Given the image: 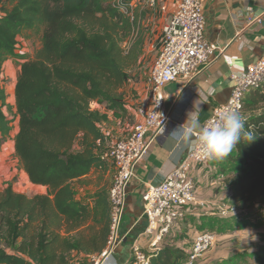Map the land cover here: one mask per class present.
I'll return each instance as SVG.
<instances>
[{"label":"trees","instance_id":"obj_1","mask_svg":"<svg viewBox=\"0 0 264 264\" xmlns=\"http://www.w3.org/2000/svg\"><path fill=\"white\" fill-rule=\"evenodd\" d=\"M0 9V71L9 59L24 60L14 89V156L29 182L46 188L31 197L10 184L0 190V264H71L73 255L99 254L109 233L108 192L94 195L91 206L75 199L71 185L104 162L100 114L92 106L123 110L122 90L143 38L109 0H0ZM33 30L41 31L40 47L20 54L17 38ZM252 92L242 117L254 139L229 155L238 171L231 200L264 206V83ZM5 105L0 92V143L13 121ZM186 256L165 247L151 264H179ZM252 257L264 264V248Z\"/></svg>","mask_w":264,"mask_h":264},{"label":"crops","instance_id":"obj_2","mask_svg":"<svg viewBox=\"0 0 264 264\" xmlns=\"http://www.w3.org/2000/svg\"><path fill=\"white\" fill-rule=\"evenodd\" d=\"M200 2L205 19L204 35L206 40L214 46L216 53L207 66L194 70L190 77L180 78L163 89L162 111L167 114L169 121L160 133L150 131L145 136V140H152V143L147 155L136 167L134 177L127 189L125 213L121 225V234L125 237V241L114 255L118 264L129 262L131 249L134 246L139 247L146 254L151 253L149 248L151 237L145 232L146 221L142 210V196L149 186H156L164 181L165 177L182 161L192 145L177 146L171 133L185 123L187 113L193 110L197 103L200 109L199 119L202 124H205L212 110L227 102L231 89L235 85L232 76L245 71L264 53V0H200ZM150 3L146 7L133 5L130 19L135 21L136 28L133 32L136 35L139 32L143 43L146 41L148 44V51L157 52L158 55L162 27L174 8V0H155V2L153 0ZM17 40L22 47L19 53L30 55L31 51L24 42H21L23 39L18 37ZM23 62L22 59H9L2 65L0 71V92L5 96L6 104L2 112L9 119H13L10 123L9 136L0 143V170H2L0 179L3 182L7 181L4 178L7 173L3 169L5 165L3 159L7 151L13 154L14 162L17 163L14 156V138L18 132V119L14 117V89L16 75ZM208 84L215 89L211 95L204 91ZM135 91V99L124 103L123 110L116 114L105 105L93 104L92 108L100 114L97 126L105 138L102 155L104 162L86 176L72 182L77 201L92 206L94 195L102 190L108 192L114 167L105 154L115 141L125 137L140 121L136 110L148 102L146 84L136 87ZM254 97L255 92H248L244 97V104L251 103ZM7 107L10 110H7ZM243 115L245 114L242 113ZM229 155L210 159L190 172L196 188L195 200L190 204L183 218L158 242V250L152 259H155L158 251L165 247L181 249L186 256L192 248L195 236L201 231L214 233L218 242L227 238L232 240L237 233L253 230L258 234L255 240L258 244H255L256 248L250 251L249 257H252L258 248H264V242H262L264 241V217L251 209H242L240 204L243 202L231 200V190L236 183L238 171L234 169V163ZM9 176L13 181L17 176L16 181L10 185L18 194L28 197L46 194L45 187L31 184L21 170L13 169L9 172ZM6 186L7 184H4V187ZM257 206L264 208L260 204ZM244 253L238 254L244 257L246 255ZM93 256L73 255L71 264H91ZM196 261L193 264L197 263Z\"/></svg>","mask_w":264,"mask_h":264},{"label":"built area","instance_id":"obj_3","mask_svg":"<svg viewBox=\"0 0 264 264\" xmlns=\"http://www.w3.org/2000/svg\"><path fill=\"white\" fill-rule=\"evenodd\" d=\"M110 5L132 17L133 3L125 0H109ZM153 2V0H150ZM3 13L0 9V19ZM205 19L200 0H174V8L162 27L160 50L147 80L148 102L136 112L140 121L123 138L110 147L105 157L114 167V174L108 190L110 204L109 233L103 250L91 257V264H118L114 259L116 250L123 244L121 234L125 213L127 189L134 177L136 167L147 155L152 140L146 141L150 131L160 133L169 121L163 107V89L180 78H188L194 70L205 67L216 53V49L205 38ZM235 82L227 102L215 107L206 125L216 122L223 111L242 113L245 95L264 83V53L262 57L240 74L233 75ZM192 144L182 161L170 172L164 181L149 186L142 196V210L146 221L145 232L151 237L146 254L137 246L131 249L126 264H151L158 242L183 218L190 204L195 200V183L190 172L207 163ZM216 243V235L209 231L199 232L193 241L186 259L180 264H193Z\"/></svg>","mask_w":264,"mask_h":264},{"label":"rangeland","instance_id":"obj_4","mask_svg":"<svg viewBox=\"0 0 264 264\" xmlns=\"http://www.w3.org/2000/svg\"><path fill=\"white\" fill-rule=\"evenodd\" d=\"M149 4H151L149 0H133L134 7L135 5H138L139 7H146ZM135 28L136 27H134V29ZM135 35L136 34L134 32V37ZM40 36L41 31L39 30L24 31L22 35H20L19 38L23 39V41L21 42H24L26 44V47L31 51L30 55H33L34 52L40 47ZM121 48L125 51L128 49V46L126 43H123L121 45ZM148 49V44L145 41V43H142V46L138 50L139 55L137 63L129 70V74L131 75L129 82L124 86L122 90L124 103H129L135 99L136 87H139L142 84L147 85L149 73L157 56V52L151 53L148 51ZM7 110H10V108ZM4 160L5 165L3 169L7 173L6 177L4 178L7 179V181L3 182L0 179V190H3L5 188L4 184L8 185L16 181L17 176L14 178V181L13 179H10L9 172H11V170H21L18 166V162H14L13 154L10 151H7V155L6 157H4L3 161ZM1 171L2 170H0V172ZM257 204L259 203L255 202L252 205L241 203L240 207L245 210L251 209L264 217V208L257 206ZM257 238L258 234L254 233L253 230H247L245 233H237L236 236H233L232 240H230V238H227L222 241L216 242L205 254L198 258L199 260H195L197 262L195 264H254L253 258L249 257V253L250 251H253L254 248H256L255 244L258 243L255 242V240ZM261 241L259 243H261ZM239 252H245L244 254L246 255L244 257L239 256ZM126 263L127 261L122 264Z\"/></svg>","mask_w":264,"mask_h":264},{"label":"clouds","instance_id":"obj_5","mask_svg":"<svg viewBox=\"0 0 264 264\" xmlns=\"http://www.w3.org/2000/svg\"><path fill=\"white\" fill-rule=\"evenodd\" d=\"M204 91L211 95L215 89L208 84ZM199 112L197 103L187 113L185 123L171 133L177 146L195 144L203 158L219 159L228 156L243 139H247L249 143L253 141V134L245 130V122L239 112L223 111L211 125L201 123Z\"/></svg>","mask_w":264,"mask_h":264}]
</instances>
